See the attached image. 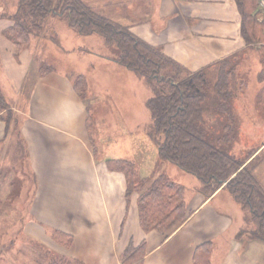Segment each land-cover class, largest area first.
I'll return each mask as SVG.
<instances>
[{
  "label": "crops",
  "instance_id": "1",
  "mask_svg": "<svg viewBox=\"0 0 264 264\" xmlns=\"http://www.w3.org/2000/svg\"><path fill=\"white\" fill-rule=\"evenodd\" d=\"M85 4L160 48L190 73L205 70L208 78L216 77L219 62L246 49L233 0H90ZM4 6L0 1L4 16L0 22H9L0 31V90L11 120L8 126L0 120V184L14 173L15 159L27 161L36 189L27 207L30 220L21 231L24 239L83 264H120L126 246L137 247L142 242L146 250L141 264H195L203 245L209 246L208 263L202 255L199 264H264V242L246 232L241 207L222 188L203 197L197 179L179 169H173L172 176L164 175L185 189L193 187V192L184 195L186 220L165 234L144 233L138 220V195L131 196L127 204L124 175L109 171L105 163L113 159H95L84 99L65 75L53 69L39 74L27 92L21 86L23 102L19 87L12 105L5 85L14 81L26 49L17 54L5 35L11 22L6 19L9 16L5 18ZM236 111L243 135L263 137L251 150H256L251 159H259L264 152V132L242 110ZM260 118L256 115L255 120ZM16 122L19 128L14 127ZM260 166L257 163L254 169L257 180ZM54 233L69 237L71 245L57 244Z\"/></svg>",
  "mask_w": 264,
  "mask_h": 264
},
{
  "label": "trees",
  "instance_id": "2",
  "mask_svg": "<svg viewBox=\"0 0 264 264\" xmlns=\"http://www.w3.org/2000/svg\"><path fill=\"white\" fill-rule=\"evenodd\" d=\"M233 1L241 18V37L246 49L217 66L213 84L215 110L225 116L227 123L216 145L205 140L199 125L209 84L206 71L188 72L165 56L160 48L136 38L128 27L99 15L82 0H16V10L8 17L11 25L5 35L18 54L27 49L31 36L41 34L49 17L57 16L77 35H97L105 45L115 47L118 53L114 61L142 79L151 92L145 102L151 119L148 137L157 147L159 160L196 178L205 198L220 188L226 191L244 212L246 232L264 242V188L254 175L258 158L251 159L256 150L250 151L243 160H237L221 149L235 140L239 126L232 112L236 109L234 100H237L235 81L240 68L253 59H257L260 66L255 76L261 84L254 106L264 115V23L259 22L263 11L258 0ZM2 18L4 16L0 15ZM48 71H41V76ZM73 87L82 97L86 88L83 78L74 79ZM9 112L0 90V120L7 126L11 120ZM105 163L109 171L124 175L127 204L131 196L138 195V220L144 233L165 234L186 220L183 186L161 174L155 178H141L128 161L106 160ZM53 240L64 248L72 243L60 233H54ZM145 250L144 242L137 247L129 243L121 254L120 264H141ZM45 252L46 264H83ZM209 252L208 245L201 246L195 264H199L202 255L208 263Z\"/></svg>",
  "mask_w": 264,
  "mask_h": 264
},
{
  "label": "rangeland",
  "instance_id": "3",
  "mask_svg": "<svg viewBox=\"0 0 264 264\" xmlns=\"http://www.w3.org/2000/svg\"><path fill=\"white\" fill-rule=\"evenodd\" d=\"M0 1L7 4L4 6L5 18L15 12L16 0ZM84 1L89 3L90 0ZM8 23L0 22V31ZM23 53V63L16 68L14 81L5 85L12 105L19 95V87L23 102V88L24 93L27 92L41 71L56 70L72 82L82 77L86 88L81 96L89 113L88 130L93 140L89 146L95 159L131 162L141 178H154L159 174L172 176V170L177 168L158 159L157 147L148 137L151 125L145 106L151 96L148 85L114 61L118 53L115 47L105 45L97 35H77L63 19L53 16L48 18L39 36H31ZM259 70L257 59L240 68L234 86L236 109L232 112L233 117L240 120L236 110H242L245 118L254 120L264 132V115L254 106L261 87L255 76ZM5 71L9 73L10 69L5 68ZM208 82L199 125L205 140L216 145L227 120L215 110L214 74L210 75ZM256 115L263 120H255ZM14 127L19 128V123L16 122ZM243 132L237 130L234 142L221 148L237 160H243L263 139L260 135H243ZM20 145L24 146L23 143ZM258 160L261 166L257 176L264 188V152ZM13 167L14 173L8 176L5 184H0V264H46V250L24 239L21 232L30 220L27 207L36 189L33 171L22 158L15 159ZM189 177L194 179L191 175ZM187 192H193V187H186L185 195Z\"/></svg>",
  "mask_w": 264,
  "mask_h": 264
},
{
  "label": "built area",
  "instance_id": "4",
  "mask_svg": "<svg viewBox=\"0 0 264 264\" xmlns=\"http://www.w3.org/2000/svg\"><path fill=\"white\" fill-rule=\"evenodd\" d=\"M259 2V7L263 11V16L259 19V22L264 23V0H258Z\"/></svg>",
  "mask_w": 264,
  "mask_h": 264
}]
</instances>
